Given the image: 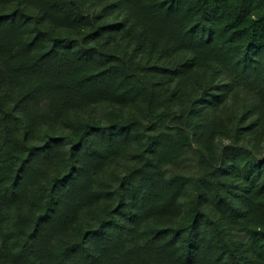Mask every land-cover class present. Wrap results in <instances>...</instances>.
<instances>
[{"label": "trees", "instance_id": "1", "mask_svg": "<svg viewBox=\"0 0 264 264\" xmlns=\"http://www.w3.org/2000/svg\"><path fill=\"white\" fill-rule=\"evenodd\" d=\"M95 1L99 0H72L74 15L93 25L86 4ZM100 1L108 3L105 8L118 9L124 14L123 37L134 44V56H147L149 61L156 41L138 23V0ZM172 1L167 10L194 8L196 25L209 42L213 41L219 59L240 74L236 78L241 80L248 96L226 91L225 97L219 93L225 78L221 74V62H215L210 65V76L203 81L200 97L202 104L211 101V106L205 109L196 106L178 138L172 140L157 136L154 130L157 119L152 117L153 97L148 84L138 75L145 68L141 65L120 62L81 80L37 77V84L21 100L30 94L50 92L67 112L80 105L76 95L86 93L94 85L109 89L117 83L119 91L122 86L128 87L119 98L126 101L134 96L138 106L124 112V121L113 112L105 113L99 108L88 116L80 125L82 132L78 139L70 141L66 155L68 168L43 187L46 196L41 211L28 216L29 219L20 215L13 202L28 191L34 178L43 176L55 164L60 146L57 138L53 143L45 138L39 143L31 142L23 116L15 110L18 105L7 110L0 96V225L10 226L0 238V264H17L15 259L22 256L32 258L36 264H264V226L230 230L222 216L211 211L209 202L214 200L234 216L241 210L247 211L249 197L234 206L233 200L239 197L232 192L238 185L228 175L232 164L223 161L218 167L203 152L217 137L214 116L219 103L224 104L226 99L230 102L229 109H234L232 114L239 113V120L256 117L249 127L264 136L261 122L264 116V0H232L231 13L220 11L230 0ZM0 20L5 30L0 37L2 50L15 42L23 24L30 23L38 31L37 18L24 13L19 0H0ZM119 23L114 21L98 29L107 33ZM104 39V45L108 44L109 35ZM89 41L94 42L89 37L83 48H88ZM49 52L27 62L20 70L27 72L28 67L40 66L38 72L44 73V58ZM148 64L151 70L168 71L155 63ZM65 89L69 93L66 96ZM69 95L75 97L71 99ZM133 132H144L147 139L140 148L127 154ZM192 140L197 148L192 146ZM157 143L162 144L171 162L169 180L157 161ZM125 153L126 157H122ZM187 179L193 181L194 187L191 212L183 226L175 227L180 215L178 200ZM111 197L115 203L107 218L82 231L77 226L79 216L85 213L90 218L87 211ZM158 204L159 211L149 215L151 227L143 231L147 208ZM170 231L183 232V236L179 241L176 237H166ZM73 232L80 238L72 235ZM149 232L152 234L148 239ZM143 240L150 243V249L142 246ZM10 242L17 248L13 253L8 246Z\"/></svg>", "mask_w": 264, "mask_h": 264}, {"label": "rangeland", "instance_id": "2", "mask_svg": "<svg viewBox=\"0 0 264 264\" xmlns=\"http://www.w3.org/2000/svg\"><path fill=\"white\" fill-rule=\"evenodd\" d=\"M19 1L24 13L37 18L38 31H35L30 23L23 24L16 34L15 42L6 50L0 49V96L5 100V109L12 110L18 105L15 110L23 116L31 142L39 143L45 138L53 143L57 138L60 146L55 164L43 176L34 178L28 191L13 202L24 218L29 219L28 216L41 211L46 196L43 187L52 177L63 174L68 168L66 155L70 141L78 139L82 132L80 125L88 116L99 108L105 113L113 112L119 120L124 121V112L131 108L137 109L138 106L134 96H130L126 101L119 98L128 91V87L122 86L119 91L117 83L110 85L109 89L94 85L86 93L74 96L80 105L70 108L67 112L50 92L30 94L21 100L37 84V77H71L81 80L107 71L120 62H126L129 66L141 65L145 68L138 71V75L152 92L155 109L152 117L157 119L154 130L157 136H168L172 140L178 138L188 115L196 106L198 109L211 106V101L202 104L200 97L203 81L210 76V65L215 62H221V74L223 73L222 77L225 78L219 93L225 97L234 93L242 94L241 97L248 96V92H244L240 84L241 80L236 78L240 74L229 69L223 60L219 59L213 41L209 42L201 27L196 25V14L191 6L167 10V6L174 3L172 0L137 2L140 15L138 23L145 26L156 41L153 56L149 61L168 69L161 72L148 68L150 62L147 56L133 55L134 44L123 37L125 28L122 23L126 22V18L118 9L105 8L107 2L99 0L86 4V10L93 19L92 25L74 15L70 4L72 0ZM232 10V0L220 9L224 13H231ZM2 21L0 20V37L5 34ZM114 21L120 22L115 29L107 33L104 29H98L100 25H110ZM104 34L110 37V41L105 45ZM89 37H92L94 42L89 41L88 48L85 49L84 43ZM49 50L48 56L44 58V73L38 72L40 66L28 67L27 72L20 70L21 66L27 65V62L37 59ZM33 69L37 71L34 72ZM226 91L229 93L226 94ZM63 92H66L63 93L64 96L69 94L66 89ZM229 105L228 99L224 104L219 103L214 116L217 137L203 152L218 167H221L223 161L232 164L228 175L238 185L232 192L239 197L233 200V205L239 206L248 196V208L247 211L241 210V213L231 216L225 207H219L214 200L209 202V207L212 212L222 216L230 230H238L244 226H264V136L249 127L256 117L239 120V113L238 116L233 115L234 109L231 111ZM261 122L264 123V116ZM130 136L127 154L140 148L147 139L144 132H133ZM192 146L197 148L194 140ZM156 149L158 164L165 178L169 180L171 162L167 151L161 143L156 144ZM122 157H126V153ZM183 184L185 189L178 200L180 215L175 220V227L183 226L191 212L193 181L187 179ZM114 203V197L101 200L97 206L87 211L91 214L90 218H87L85 213L79 216L77 226L79 225L82 231L89 225L95 226L99 219L107 218V213ZM159 208V204L147 208L143 231L151 227L150 213H157ZM8 228L9 224L0 225V238ZM151 234L148 233V239ZM72 235L80 238L75 232ZM165 236L176 237L179 241L183 232L170 231L166 232ZM149 245L150 243L143 240V247L150 249ZM8 246L12 253L17 250L11 242ZM15 260L17 264H36L28 256Z\"/></svg>", "mask_w": 264, "mask_h": 264}]
</instances>
